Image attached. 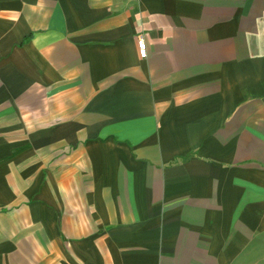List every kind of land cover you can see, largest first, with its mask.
I'll return each instance as SVG.
<instances>
[{
  "label": "crops",
  "instance_id": "obj_1",
  "mask_svg": "<svg viewBox=\"0 0 264 264\" xmlns=\"http://www.w3.org/2000/svg\"><path fill=\"white\" fill-rule=\"evenodd\" d=\"M263 249L264 0H0V264Z\"/></svg>",
  "mask_w": 264,
  "mask_h": 264
},
{
  "label": "built area",
  "instance_id": "obj_2",
  "mask_svg": "<svg viewBox=\"0 0 264 264\" xmlns=\"http://www.w3.org/2000/svg\"><path fill=\"white\" fill-rule=\"evenodd\" d=\"M137 53L140 58L146 57V44L142 36H138L136 39Z\"/></svg>",
  "mask_w": 264,
  "mask_h": 264
},
{
  "label": "rangeland",
  "instance_id": "obj_3",
  "mask_svg": "<svg viewBox=\"0 0 264 264\" xmlns=\"http://www.w3.org/2000/svg\"><path fill=\"white\" fill-rule=\"evenodd\" d=\"M257 264H264V249L262 251V254L258 256Z\"/></svg>",
  "mask_w": 264,
  "mask_h": 264
}]
</instances>
